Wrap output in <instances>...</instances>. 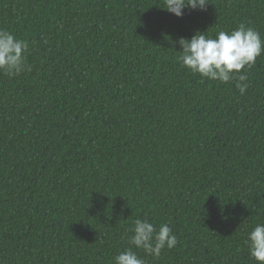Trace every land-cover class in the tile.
I'll list each match as a JSON object with an SVG mask.
<instances>
[{
	"label": "trees",
	"instance_id": "1",
	"mask_svg": "<svg viewBox=\"0 0 264 264\" xmlns=\"http://www.w3.org/2000/svg\"><path fill=\"white\" fill-rule=\"evenodd\" d=\"M0 0L28 43L0 73V262L114 264L133 222L177 237L145 264H256L264 223V54L245 94L178 60L180 38L241 23L264 39V0ZM243 71V70H242Z\"/></svg>",
	"mask_w": 264,
	"mask_h": 264
},
{
	"label": "clouds",
	"instance_id": "2",
	"mask_svg": "<svg viewBox=\"0 0 264 264\" xmlns=\"http://www.w3.org/2000/svg\"><path fill=\"white\" fill-rule=\"evenodd\" d=\"M208 3V0H165L163 8L176 17H182L185 8L206 10ZM205 33L197 32L191 39L178 40L182 48L178 60L182 67L199 74L202 79L224 84L236 80V88L241 95L245 94L249 87L247 69L253 67L257 58L264 54V39L258 31L244 23L230 32L219 31L215 38ZM27 50L25 40L0 29V73L12 77L25 70L30 71L26 64ZM130 231L129 244L154 258H159L163 249H172L178 243L167 223L157 229L149 220L137 218ZM245 243L256 264H264V223H258L248 233ZM133 247L115 255L114 264H145Z\"/></svg>",
	"mask_w": 264,
	"mask_h": 264
}]
</instances>
